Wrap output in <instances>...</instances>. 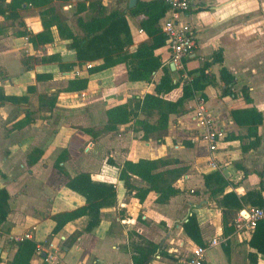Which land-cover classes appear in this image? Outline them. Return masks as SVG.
<instances>
[{"label": "crops", "instance_id": "1", "mask_svg": "<svg viewBox=\"0 0 264 264\" xmlns=\"http://www.w3.org/2000/svg\"><path fill=\"white\" fill-rule=\"evenodd\" d=\"M9 1L4 0L5 3ZM138 1L152 0H136V3ZM80 2L88 7L90 1L56 2L54 7L66 18L69 15L64 14L60 6L75 8L72 16L77 19L76 6ZM101 3L106 5L103 0ZM191 3L193 9L186 21L195 31L197 45L183 60L185 70L202 67L214 53L220 52L222 56L221 63L212 64L205 71L211 79L210 84L202 93L196 94V98L204 95L208 112L225 133L224 142L214 153L216 169L208 165V147L203 139L198 138L201 130L196 132L199 128L192 112L180 117L170 116L167 135L162 142H157L153 136L147 141L142 139L143 133L136 123L145 119L141 112L137 119L118 127L115 134L92 138L91 134L81 131H102L109 108L124 104L126 98L139 99L154 94L162 70L154 73L148 82H129L124 63L90 75L86 65L95 67L102 61L80 65L74 51L68 48L69 42L62 40L55 28L51 29L53 43L44 46L33 47L28 40L17 36L21 30L32 34L42 31L39 10L36 9V14L32 8L19 12L23 15H19L24 24L22 28H14L13 22L0 16V86L6 96L28 98L27 103H0V189L8 195L6 219L1 223L0 234L5 237L35 227L34 241L44 246L45 253H36L31 264H133L128 238L131 232L163 246L167 257L155 256L149 264H183L194 246H205L214 238L219 244L207 248L203 264H264V256L256 255L248 245L251 236L247 237L234 228L238 215L255 208L253 204L258 199L264 201V0H191ZM133 7L129 8L127 0L124 7L122 5L105 15L113 11L127 13V9ZM90 11L94 10L88 9L80 17L88 19L86 15ZM126 15L133 42L130 51L133 52L140 44L150 43L151 39L139 28L140 14ZM67 24L74 34H79L70 19ZM155 54L161 57L162 65L170 69L169 51L162 48ZM50 56H56V62H35V59ZM26 58H34L27 67L22 62ZM68 64L74 67L60 70L59 65ZM221 68L234 78L230 96L222 93L225 84L220 79ZM170 72L172 77L180 73L176 69ZM37 75L41 77L39 81ZM175 76L173 82L178 80ZM75 77H87L88 88L80 92L59 93L51 112H38L39 95L63 89L67 81ZM179 78L185 79L184 76ZM28 87H34V91L28 93ZM180 94L178 89L166 98L175 100ZM191 104L195 105V100L186 102L187 111L192 110ZM251 109L262 117L257 128L259 142L255 146L253 139L246 138L247 127L237 125L231 117L232 110ZM27 111L36 112L34 123L14 128ZM185 142L190 146L184 145ZM34 149L42 151V157L28 166L27 156ZM50 152H56L57 157L60 154L66 156V161L60 164L63 167L70 162L69 158L77 157L81 173L91 174L94 181L111 183L116 191L115 203L102 209L98 227L90 233H83L70 249H65L63 242L78 227L69 223L50 238L55 226L52 217L71 212L85 203L64 186L65 177L57 169L54 171L50 161H44ZM104 156L108 158L103 159ZM108 159L120 167L125 161L140 159L168 161L159 171H183L179 176L167 178L180 193L158 203V194L150 192L140 203L133 193H127L119 181V170L108 165ZM206 176L213 177L206 180ZM132 183L138 188L148 187L136 177ZM227 194L234 196L229 198L228 205L223 201ZM65 203L75 207L62 209ZM229 205L232 209H228ZM224 212L227 213L225 219L231 218L232 221L228 226L232 224L234 228L228 235L223 232ZM189 217L196 220L202 245L195 244L184 232L183 225ZM40 223L46 224L42 242L36 238ZM3 241L0 239V264H9L16 247L10 244L3 250ZM47 252L54 255L53 261L44 260Z\"/></svg>", "mask_w": 264, "mask_h": 264}, {"label": "trees", "instance_id": "2", "mask_svg": "<svg viewBox=\"0 0 264 264\" xmlns=\"http://www.w3.org/2000/svg\"><path fill=\"white\" fill-rule=\"evenodd\" d=\"M68 1L10 0L8 3H5L4 0H0V16L5 21L15 22L20 19V11L30 8L39 10L38 15L42 31L32 34L27 30H21L17 33V36L27 38L33 47L44 46L53 43L51 29L55 28L58 36L62 40L69 42L68 48L74 51L75 59L80 65L88 62L102 61L100 65L90 68L88 72L90 75L124 63L127 68V80L129 82H148L154 73L162 70L163 74L155 86L154 94H146L143 98L139 99L133 97V103L127 101L124 104L109 108L106 111L107 122L100 132L95 133L91 129H81L85 134H91L92 138H96V136L98 137L101 134H115L118 132V127L132 122V119L137 118L136 114L143 112L146 114V118L139 121V129L143 133L142 139L147 141L150 136H153L157 142H162L167 135L170 116L180 117L185 115L188 112L185 108L186 102L192 100L196 94L202 93L205 87L210 84L211 79L205 74V71L210 65L222 62L221 53H214L210 61L206 62L202 67L188 71L186 76L190 78L189 80L187 78H178L176 82H173L169 67L162 65L161 57L155 54L158 49L166 48L168 50L167 39L159 26V22L166 10L164 0L138 1L132 9H127L128 14L141 15L139 28L151 39L150 43L140 44L133 52L130 51L133 42L130 27L126 19V12L113 11L105 15L104 8L99 1L89 0L88 7L85 6L84 2L77 3L76 15L78 18L76 19V25L79 34H74L67 24V18L54 7L56 2L67 3ZM88 9L94 10V13L88 19L80 17ZM18 26L23 27L24 24L20 22ZM33 61L34 58L22 60L24 66ZM35 62H56V56L42 57L41 59H35ZM73 67L74 65L72 64L59 65L61 71H67ZM40 78L39 75L36 76L37 81ZM220 79L225 84V88L222 91L223 96L232 95L231 84L234 82V78L224 68H221ZM88 83L89 79L87 77H75L67 81L65 88L57 90L54 93L39 95L38 112H51L57 104L59 93L84 91L88 88ZM178 89H180L181 94L177 99L171 100L166 98ZM33 91L34 87H28V93ZM242 94L245 93L242 91ZM201 96L204 97L203 94ZM3 102L11 104L27 103L28 98L26 96H6L0 86V103ZM134 109L136 112H134ZM231 117L237 125L247 127L246 138L253 139V145H257L259 142L257 128L262 122L261 114L254 109L250 111L232 110ZM152 118L154 119L153 122L151 121ZM35 119V113L27 111L23 120L16 122L13 127L16 129L23 128L34 123ZM184 145L190 146V143L185 142ZM41 157L42 151L38 149L32 150L27 156V165H34ZM65 161L66 156L60 154L58 160L55 162V168L62 172L63 166L60 164ZM107 163L119 170V181L123 183L127 193H133L140 203L145 200L150 192L158 194L156 199L158 203H164L180 193V190L174 187L167 178L175 175L179 176L183 171H159L164 165L169 163L168 161L140 159L135 162L125 161L121 167L117 166L111 159H108ZM134 177L145 182L148 187L138 188L133 185L132 180ZM212 177L206 176L205 179L207 180ZM64 186L80 196L85 203L84 206L71 212L60 213L52 217L55 226L50 234V238L58 234L69 223L75 224L78 227L63 242V247L70 249L83 233H90L98 227L101 221V211L114 205L116 191L111 183L94 181L89 173H79L67 177ZM233 197V195L227 194L223 197V201L228 205L230 203L229 198ZM7 199L8 195L6 191L0 189V224L6 219L7 211L5 207ZM253 205L264 208V201L260 198ZM228 209H232V206L229 205ZM226 215L227 213L224 212V235H228L234 231L232 224L228 226L232 221H230L231 218L227 219L226 217L225 219ZM183 229L195 244L202 245L194 217L188 218L187 222L183 225ZM128 238L133 264H149L155 256L167 257L161 244H155L136 232L129 233ZM248 245L256 255L264 256L263 224L260 223L256 226L251 234ZM15 247L16 252L9 264H31V259L36 254L37 243L35 241H25Z\"/></svg>", "mask_w": 264, "mask_h": 264}, {"label": "built area", "instance_id": "3", "mask_svg": "<svg viewBox=\"0 0 264 264\" xmlns=\"http://www.w3.org/2000/svg\"><path fill=\"white\" fill-rule=\"evenodd\" d=\"M164 3L166 10L160 20L159 26L167 39L170 63L174 64L177 71L184 72L183 60L193 53L197 45L195 31L186 21L193 6L191 0H164ZM25 40L27 41L28 39L25 38ZM86 67L90 69L92 65L87 64ZM184 77L187 80L190 79L187 76ZM206 109L204 99H198L193 117L194 120L204 127L203 141L207 145L210 154L208 165L210 168L216 169L218 166L215 162L214 153L218 150L219 145L224 142L225 133L223 129L217 126ZM260 223L264 225V208L255 207L250 209L246 215H238V218L234 222V228L237 232L250 237L256 226ZM35 230V227H29L22 232L6 234L4 238L9 244L17 246L25 241H34ZM218 244L219 240L214 238L205 246H194L183 264H203L207 248ZM36 253L39 255L44 254V246L37 244ZM54 259V255L48 252L44 257L45 261H53Z\"/></svg>", "mask_w": 264, "mask_h": 264}, {"label": "rangeland", "instance_id": "4", "mask_svg": "<svg viewBox=\"0 0 264 264\" xmlns=\"http://www.w3.org/2000/svg\"><path fill=\"white\" fill-rule=\"evenodd\" d=\"M105 3H106V5L105 6H103V5H101L104 9H105V11H104V14L106 13V12H110L111 10H114L115 8H119L120 6H122L123 5V7L126 5V2H127V0H103ZM102 2V0L100 1L99 0V3L100 4H102L101 3ZM64 14H68L69 15V18H67V20H69L70 19V24L72 25V27L74 28V29H78V27H77V25H76V18H74L72 15V13H73V11H74V9L75 8H67V9H64V8H62V5L60 6V8H59ZM32 12L33 13H37V10L36 9H33L32 10ZM26 13H28V12H25V14ZM30 13V12H29ZM94 13V11H90L87 15H86V18H89L92 14ZM21 14V16H23L22 15V13H20ZM19 14V15H20ZM23 23V21H22V18L20 17V19L18 20V21H15V22H13V27L14 28H22V27H19L18 26V24L19 23ZM7 23V22H6ZM9 23V22H8ZM253 41V40H252ZM187 70H185L184 72H180V73H177V75L175 76V78L177 79V78H179V77H181V76H186L187 75ZM174 76L172 77V79L174 78ZM189 78V77H188ZM198 99H205V97H200L199 95H197V98H196V96L191 100V102H193L194 100H195V105H193V104H191L190 106L192 107L193 106V108H192V110H188V112H192L193 113V116H194V114H195V109H196V105H197V100ZM126 101H128L129 103H133V101H132V98H126ZM190 103V102H189ZM131 106H132V104H131ZM207 110V113L210 115L211 114V112L209 113L208 112V109H206ZM134 112H136L135 111V109H134ZM142 114V116L144 117V118H146V114L145 113H143V112H141ZM37 115H36V112H35V117H36ZM136 116L138 117V114H136ZM210 117L215 121V123L217 124V126H219L218 125V123H217V121L213 118V115L211 114L210 115ZM137 119V118H136ZM197 122V121H196ZM136 123H137V125H138V127L140 128V124H139V122L138 121H136ZM222 125V124H221ZM197 126H198V128L199 129H197V131L196 132H199L198 130H201V135H197L198 136V138H201V140L203 139V133H204V127H203V125L202 124H200V123H198L197 122ZM143 143V142H142ZM140 144L141 146L143 145V144ZM84 148V147H83ZM91 154V153H90ZM90 154H88V155H90ZM87 155V154H86ZM108 157L107 156H104L103 157V159H107ZM58 160V157L56 156V152H54V153H52V152H50L49 153V156H47V158L44 160V161H50V163H51V165L52 166H54L53 167V169H54V171L56 172V168H55V162ZM69 160H70V162L67 164V165H65L64 167H63V171L62 172H60V171H58L59 172V174H61V176H64L65 177V179H66V181H67V177H70V176H74V175H76V174H79V173H81L80 172V167H79V165H78V163H77V161L76 160H78L77 159V157H71V158H69ZM49 163V164H50ZM54 163V164H53ZM45 164H47V163H45ZM68 207H72V206H70V203H65V204H63L62 205V209H66V210H69V208ZM73 207H75V206H73ZM72 207V208H73ZM72 208H70V209H72ZM39 227H38V231H37V233H36V238H37V241H39V242H42L43 241V236L45 235V230H46V224L45 223H40L39 225H38ZM0 239H2V240H4L3 241V243H2V248H3V250L5 249V248H7V247H10V244L5 240V238L3 237V235L2 234H0ZM47 242H49V240L47 241ZM4 244V245H3ZM12 246V245H11ZM14 247V246H13ZM61 251V250H60ZM63 252V251H62ZM61 252V253H62Z\"/></svg>", "mask_w": 264, "mask_h": 264}, {"label": "water", "instance_id": "5", "mask_svg": "<svg viewBox=\"0 0 264 264\" xmlns=\"http://www.w3.org/2000/svg\"><path fill=\"white\" fill-rule=\"evenodd\" d=\"M135 3H136V0H129V8H131V7H133L134 5H135ZM175 70V66H174V64H170V71H174ZM243 214H247L246 212L245 213H243Z\"/></svg>", "mask_w": 264, "mask_h": 264}]
</instances>
